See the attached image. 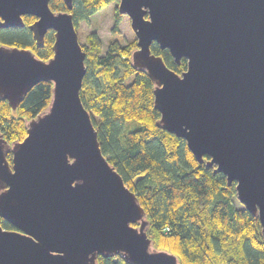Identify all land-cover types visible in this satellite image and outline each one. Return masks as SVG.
<instances>
[{
    "label": "water",
    "instance_id": "water-1",
    "mask_svg": "<svg viewBox=\"0 0 264 264\" xmlns=\"http://www.w3.org/2000/svg\"><path fill=\"white\" fill-rule=\"evenodd\" d=\"M0 0V28L22 26L37 44L53 30L46 60L30 48L0 44V99L15 109L28 89L50 80L42 112L26 135L0 133V264H96L98 254L129 264H180L147 235L141 203L100 151L79 98L85 52L71 0ZM135 34L131 63L153 84L155 125L182 137L199 163L214 165L264 236V0H119ZM156 41L186 68L170 69L150 51ZM10 153V160L7 153ZM206 155L208 158L203 157Z\"/></svg>",
    "mask_w": 264,
    "mask_h": 264
},
{
    "label": "trees",
    "instance_id": "trees-1",
    "mask_svg": "<svg viewBox=\"0 0 264 264\" xmlns=\"http://www.w3.org/2000/svg\"><path fill=\"white\" fill-rule=\"evenodd\" d=\"M71 1L76 27L79 20L119 0ZM48 2L53 11L66 9L63 0ZM116 5L112 34L118 33L122 16ZM34 18L23 14L22 26L0 28V44L30 48L46 60L52 54L53 30L47 29L37 44L30 27ZM81 45L86 70L79 98L97 130L100 151L143 206L151 244L175 254L180 264H264L259 220L236 199L234 182L227 184L214 165L199 163L182 137L155 125L159 112L153 105V84L145 71L131 63L135 38L125 44L112 38L102 50L100 39L91 32ZM149 47L174 72L186 68L184 57L174 61L156 41ZM51 85L50 80L36 82L15 109L0 99V133L6 141L26 135V121L46 108ZM10 156L8 152L9 160ZM0 224L14 228L1 216ZM96 264L129 263L119 255L98 254Z\"/></svg>",
    "mask_w": 264,
    "mask_h": 264
},
{
    "label": "rangeland",
    "instance_id": "rangeland-1",
    "mask_svg": "<svg viewBox=\"0 0 264 264\" xmlns=\"http://www.w3.org/2000/svg\"><path fill=\"white\" fill-rule=\"evenodd\" d=\"M116 4V1H111L106 6L98 9L87 19H82L77 22L75 31L80 44L85 43L87 35L91 32L96 33L97 37L100 39L102 50L107 47L108 42L112 38H117L121 44L128 43L135 38L134 31H132L130 27V20L125 14H122L120 18L117 31L118 33L112 34V15L114 5Z\"/></svg>",
    "mask_w": 264,
    "mask_h": 264
}]
</instances>
